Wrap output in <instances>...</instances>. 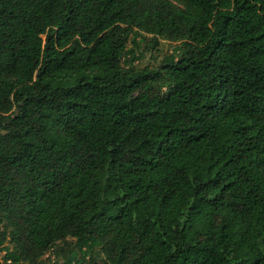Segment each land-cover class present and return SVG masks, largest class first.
Here are the masks:
<instances>
[{
	"label": "trees",
	"instance_id": "trees-1",
	"mask_svg": "<svg viewBox=\"0 0 264 264\" xmlns=\"http://www.w3.org/2000/svg\"><path fill=\"white\" fill-rule=\"evenodd\" d=\"M0 264H264V0H0Z\"/></svg>",
	"mask_w": 264,
	"mask_h": 264
},
{
	"label": "rangeland",
	"instance_id": "rangeland-1",
	"mask_svg": "<svg viewBox=\"0 0 264 264\" xmlns=\"http://www.w3.org/2000/svg\"><path fill=\"white\" fill-rule=\"evenodd\" d=\"M174 46L175 43L167 40H161L159 46L155 48L147 43H140L139 46H136L134 44L130 45V47L135 50L137 56L140 57V60L136 61L135 64L141 68L156 67L166 54L172 53ZM1 255H4V253H2Z\"/></svg>",
	"mask_w": 264,
	"mask_h": 264
}]
</instances>
